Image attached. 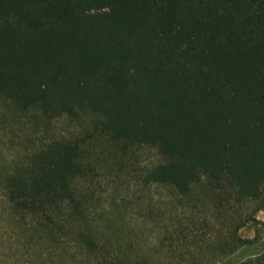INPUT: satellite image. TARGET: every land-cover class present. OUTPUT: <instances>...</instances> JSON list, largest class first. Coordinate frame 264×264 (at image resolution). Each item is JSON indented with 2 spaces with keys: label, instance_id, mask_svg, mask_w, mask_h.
<instances>
[{
  "label": "trees",
  "instance_id": "1",
  "mask_svg": "<svg viewBox=\"0 0 264 264\" xmlns=\"http://www.w3.org/2000/svg\"><path fill=\"white\" fill-rule=\"evenodd\" d=\"M261 210L264 0H0V264H264Z\"/></svg>",
  "mask_w": 264,
  "mask_h": 264
},
{
  "label": "rangeland",
  "instance_id": "2",
  "mask_svg": "<svg viewBox=\"0 0 264 264\" xmlns=\"http://www.w3.org/2000/svg\"><path fill=\"white\" fill-rule=\"evenodd\" d=\"M21 151V147H14L13 154ZM157 208V207H155ZM161 210L156 211L158 216ZM167 222L170 221V218L165 215L164 216ZM257 218L264 221V210H261L257 213ZM127 221L129 226L132 229L125 228V232L127 236H132V243L136 246V248L142 252H146L151 257H153L158 262L162 261L164 264H193L197 261L195 259L199 256V251L191 248L188 250V247H178V244L167 242L166 248H160L156 244L157 236L159 234L158 226L149 220H143L138 216H131L129 213L127 214ZM164 222H166L164 220ZM129 231H133L130 233ZM240 234L244 237L251 238L255 234V225L253 222H249L246 224L241 230ZM172 244V245H171ZM157 245V247H156ZM192 250H194V254H191ZM140 259L137 257H130L126 259H121L120 264H139Z\"/></svg>",
  "mask_w": 264,
  "mask_h": 264
}]
</instances>
